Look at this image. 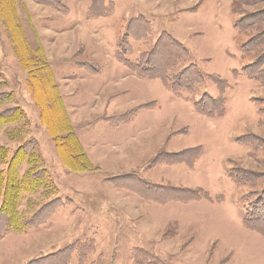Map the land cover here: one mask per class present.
Listing matches in <instances>:
<instances>
[{
    "label": "rangeland",
    "instance_id": "374dc122",
    "mask_svg": "<svg viewBox=\"0 0 264 264\" xmlns=\"http://www.w3.org/2000/svg\"><path fill=\"white\" fill-rule=\"evenodd\" d=\"M15 9L41 61L33 53L27 69L17 32L0 14V92L12 94L0 111L26 113L0 130V145L12 154L34 141L56 187L49 198L42 190L25 196L24 228L4 230L0 221V264H141L143 253L171 264H264V236L244 225V206L264 189V80L244 68L264 46L245 54L249 34L235 27V1L17 0ZM189 66L196 70L182 96L145 75L177 76ZM49 89L61 95L92 169L63 162L42 122ZM219 96L223 116L198 110L210 100L213 112ZM143 105L151 108L117 121ZM195 155L202 161L188 179ZM236 167L259 179L238 183L230 176ZM199 189L210 198L190 203ZM51 199L55 211L29 226Z\"/></svg>",
    "mask_w": 264,
    "mask_h": 264
},
{
    "label": "trees",
    "instance_id": "16d2710c",
    "mask_svg": "<svg viewBox=\"0 0 264 264\" xmlns=\"http://www.w3.org/2000/svg\"><path fill=\"white\" fill-rule=\"evenodd\" d=\"M234 1L240 15L235 21V27L241 34L244 32L249 34V38L243 42V50L246 52L245 54H249L251 51L257 48L261 49L262 46H264V6L255 10L250 9L249 7L263 3L264 0ZM16 3L17 0H0V14L5 20L4 22L5 25L7 24V28L9 29L12 27V29L17 32H14V42L17 46L21 45L24 47V49L19 52V57L27 69L32 71L31 65L34 57L31 56L35 52L28 48L29 45L28 43L26 44L25 37L22 35L23 28L19 24V20L15 14ZM6 17L7 20L5 19ZM170 42L171 44L178 45L175 39L170 38ZM183 51H185V49ZM37 55L41 61V56L39 54ZM255 58L256 59L252 63L247 64L244 71L247 72L251 79L262 81L264 80V50L258 57L255 56ZM41 65L45 66V63ZM195 70V66H189L177 76L171 75V70H169V75L166 73H160L162 75L156 73H149L150 75H148L147 73L145 75L146 77L148 76V78L163 80L166 87H168V84L171 85L172 89H170V91L172 93L182 96V92L185 88H188L191 85L187 82V78H189ZM222 82L223 79L218 83ZM47 84L49 85L48 81ZM44 97L45 99L42 104V122L48 126L49 132L57 144V149L63 162L73 171H86L92 169L91 161L89 160L86 152L83 150L81 143H79L74 130L71 128L64 103H62L61 100V95H59L56 90L49 89L45 93ZM11 99L12 94L10 92H0V106L10 102ZM211 99L215 103L212 110L213 112L207 111L208 108H210V100L209 102L199 101L197 103V107L199 109H197L202 114L210 117L223 116L226 113L224 97L219 96L217 99ZM143 108H151V105L139 106L136 109H133L131 117H118L117 121L130 122ZM260 111L264 113V108H261ZM50 115L53 124L49 121ZM23 119H26V113L21 107L7 108L6 110L0 111V130L8 124L18 122ZM258 138L261 139V137L256 136L247 140V142L253 143ZM238 140L243 139L238 138ZM261 141L264 142V139H261ZM34 144L35 143L32 140L30 142L20 144V146L12 154H10L11 152L7 146L0 145V164L5 167L0 170V221L5 222L3 226L4 230L11 227L24 228V226H27V224H24V219L21 215V203L27 194H35L37 191L42 190L45 197L49 198L51 195L48 190L52 191L53 186L56 187V182L50 169L44 166L42 155ZM188 151H192V149H188ZM194 157L198 158L199 156L195 155ZM25 164L27 165V168L21 172V168ZM236 169L240 168H232L230 176L238 183L253 182L254 180L259 179L258 175L260 173L254 169L246 168L244 172L241 171L243 169ZM196 198H210V194L203 189H199L195 199ZM55 202V199H51L47 202L40 209V211L35 214V219L33 221L32 219L34 217L30 219L31 221L28 225L35 226L37 224H41L43 222L41 220V216L45 211H48L50 214L55 211ZM248 204L249 205L244 206V225L248 229L257 231L264 236V189L261 192H258ZM4 230L0 228V235ZM142 258L143 263L141 264L172 263L168 260L154 257L150 253H143Z\"/></svg>",
    "mask_w": 264,
    "mask_h": 264
},
{
    "label": "crops",
    "instance_id": "0c3cea01",
    "mask_svg": "<svg viewBox=\"0 0 264 264\" xmlns=\"http://www.w3.org/2000/svg\"><path fill=\"white\" fill-rule=\"evenodd\" d=\"M185 149V148H184ZM183 150V149H182ZM162 152V151H161ZM161 152H159V153H161ZM171 152V151H170ZM197 164H196V166H195V169H192V172H193V174H191V175H189V176H187L188 177V179L190 178V177H192L193 175H195V173L198 171V169H199V165H200V163H201V161H202V159L200 158V157H198L197 158ZM185 166V165H184ZM188 186H193V187H200V188H203V187H201V186H198V185H188ZM204 189V188H203ZM208 192V191H207ZM209 193V192H208ZM197 200H203V199H195V201H193V202H190V203H196V202H198ZM210 200V199H209Z\"/></svg>",
    "mask_w": 264,
    "mask_h": 264
},
{
    "label": "bare ground",
    "instance_id": "6f19581e",
    "mask_svg": "<svg viewBox=\"0 0 264 264\" xmlns=\"http://www.w3.org/2000/svg\"><path fill=\"white\" fill-rule=\"evenodd\" d=\"M60 240V239H59Z\"/></svg>",
    "mask_w": 264,
    "mask_h": 264
}]
</instances>
